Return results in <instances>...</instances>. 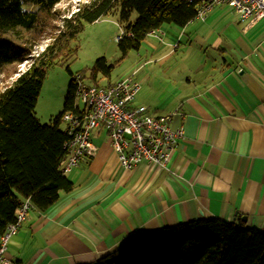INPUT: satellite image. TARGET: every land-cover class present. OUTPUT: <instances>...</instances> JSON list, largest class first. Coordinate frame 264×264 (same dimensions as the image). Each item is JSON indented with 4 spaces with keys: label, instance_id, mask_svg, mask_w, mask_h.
I'll use <instances>...</instances> for the list:
<instances>
[{
    "label": "crops",
    "instance_id": "crops-1",
    "mask_svg": "<svg viewBox=\"0 0 264 264\" xmlns=\"http://www.w3.org/2000/svg\"><path fill=\"white\" fill-rule=\"evenodd\" d=\"M204 14V13H203ZM140 82L134 105L182 135L166 167H119L109 143L68 172L73 190L30 207L6 264L96 261L161 227L215 216L264 232V18L225 3L150 32L115 74ZM121 76V75H119Z\"/></svg>",
    "mask_w": 264,
    "mask_h": 264
},
{
    "label": "trees",
    "instance_id": "trees-1",
    "mask_svg": "<svg viewBox=\"0 0 264 264\" xmlns=\"http://www.w3.org/2000/svg\"><path fill=\"white\" fill-rule=\"evenodd\" d=\"M60 1L0 0V77L18 74L0 91V233L16 220L25 200L31 204L27 212L32 206L45 212L62 192L73 190L60 169L69 137L62 116L75 98L69 66L63 111L43 124L34 109L48 69L76 57L85 24L115 17L123 32L117 40L120 55L111 63L100 57L89 68L87 78L97 83L99 74L110 78L150 32L164 24L184 26L199 9L196 0H87L66 16L56 8ZM79 264H264V232L242 220L201 217L161 227Z\"/></svg>",
    "mask_w": 264,
    "mask_h": 264
},
{
    "label": "built area",
    "instance_id": "built-area-1",
    "mask_svg": "<svg viewBox=\"0 0 264 264\" xmlns=\"http://www.w3.org/2000/svg\"><path fill=\"white\" fill-rule=\"evenodd\" d=\"M217 3L230 6L247 25L264 18V0H202L198 14L206 13ZM73 84V107L62 116L69 135L63 144L65 155L60 162L63 173L70 172L82 159L95 157L98 146L91 136L98 129H104L110 138L123 170H133L139 165L153 171L166 167L182 130L171 128L169 114L156 115L145 105H134L140 85L131 75L120 77L106 87L95 85L77 73L73 75ZM30 205L29 200L24 202L16 220L0 233V264L8 263L7 245Z\"/></svg>",
    "mask_w": 264,
    "mask_h": 264
},
{
    "label": "rangeland",
    "instance_id": "rangeland-1",
    "mask_svg": "<svg viewBox=\"0 0 264 264\" xmlns=\"http://www.w3.org/2000/svg\"><path fill=\"white\" fill-rule=\"evenodd\" d=\"M87 0H61L56 6L57 10L63 11L64 15H69L75 7ZM198 7L202 5V0H196ZM219 4V3H217ZM212 8V7H211ZM211 9L207 10L206 13L200 14L201 16L208 14ZM133 19L136 18V13L133 14ZM60 22V21H59ZM118 35H123L122 29L116 21L115 17H106L96 20L92 23L85 24L83 30H81L77 35V43L79 45L77 55L74 59H71L67 63H56L53 64L47 71L46 76L43 79L42 87L40 93L37 97L35 105V116L41 123L50 122L55 116H57L64 109V98L68 88V84L72 78L66 69L69 66L73 74L88 75L89 68L95 62L96 59L100 57H105L108 63L113 62L119 55L120 50L118 48V43L116 37ZM48 40H44L36 49L35 53L40 52L43 47L46 45ZM127 59L123 62V64ZM28 61L19 65L20 72L24 71L28 66ZM123 64L116 67L110 78H107L101 74L97 76V83L95 85H105L109 86L111 83L117 81L120 77L127 76V74L118 73L117 69L120 68ZM18 74L9 79L5 80L2 76L0 77V91L16 78ZM121 75V76H119ZM140 85V82L130 74ZM85 80L93 83L90 79L85 78ZM110 82V83H108ZM64 124V122H63ZM61 124V127H63ZM92 133L91 139L94 145L98 146L102 151L107 150L108 143L112 148L110 138L104 131V129L95 130ZM97 149V152H98ZM96 152V154H97ZM114 152V151H113ZM96 156V155H95ZM120 167V166H119ZM68 174V173H67ZM25 200L24 202H26ZM23 202V203H24ZM22 203V204H23ZM22 206V205H21ZM21 208L17 210V214ZM27 213V211H26ZM26 217V214H25ZM25 219V218H24ZM17 232V231H16ZM12 238V237H11ZM10 238V239H11ZM10 242V241H9ZM9 244V243H8ZM8 247V245H7ZM7 251V249H6Z\"/></svg>",
    "mask_w": 264,
    "mask_h": 264
},
{
    "label": "water",
    "instance_id": "water-1",
    "mask_svg": "<svg viewBox=\"0 0 264 264\" xmlns=\"http://www.w3.org/2000/svg\"><path fill=\"white\" fill-rule=\"evenodd\" d=\"M239 218H241L242 221H246L247 220V217L244 215V216H239Z\"/></svg>",
    "mask_w": 264,
    "mask_h": 264
},
{
    "label": "bare ground",
    "instance_id": "bare-ground-1",
    "mask_svg": "<svg viewBox=\"0 0 264 264\" xmlns=\"http://www.w3.org/2000/svg\"><path fill=\"white\" fill-rule=\"evenodd\" d=\"M83 77H84V76H83ZM85 78H86V77H85ZM64 174H67V173H64ZM23 221H24V220H23ZM23 221H22V222H23ZM21 224H22V223H21ZM21 224H20V225H21ZM19 227H20V226H19ZM17 230H18V229H17ZM5 254H6V253H5Z\"/></svg>",
    "mask_w": 264,
    "mask_h": 264
}]
</instances>
